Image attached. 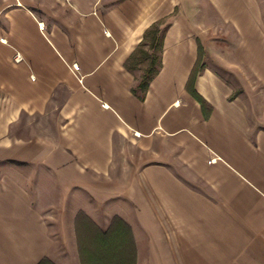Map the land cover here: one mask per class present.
<instances>
[{"label": "crops", "instance_id": "0c3cea01", "mask_svg": "<svg viewBox=\"0 0 264 264\" xmlns=\"http://www.w3.org/2000/svg\"><path fill=\"white\" fill-rule=\"evenodd\" d=\"M152 24L141 97L125 61ZM221 24L238 92L208 63ZM246 65L264 78V0H0V264H76L83 218L125 223L136 264H264V91Z\"/></svg>", "mask_w": 264, "mask_h": 264}, {"label": "trees", "instance_id": "16d2710c", "mask_svg": "<svg viewBox=\"0 0 264 264\" xmlns=\"http://www.w3.org/2000/svg\"><path fill=\"white\" fill-rule=\"evenodd\" d=\"M147 39L150 40V47L157 50L161 48V36L159 35L157 24H152L149 28H147L143 40L135 51L129 55L127 61H125V66L127 68H132L131 61L135 58L137 52L146 56L149 55L148 50H144L142 48ZM198 46L199 51H201L202 48L200 43ZM159 65V56L151 55L150 62L136 85V88L140 91L141 97L149 85V80L156 73ZM197 71L198 68L195 66V68H193L192 76L189 79V86L192 85V81ZM136 88L134 90H136ZM190 89L193 97L197 99L204 108L206 106L205 100L194 89H192V87H190ZM118 221L119 222H117L113 228L107 231L97 230L95 248L88 249L79 245V256L82 264H136V248L134 241L131 240L130 229L125 225V223L120 220ZM37 264L50 263L46 258H44Z\"/></svg>", "mask_w": 264, "mask_h": 264}, {"label": "rangeland", "instance_id": "374dc122", "mask_svg": "<svg viewBox=\"0 0 264 264\" xmlns=\"http://www.w3.org/2000/svg\"><path fill=\"white\" fill-rule=\"evenodd\" d=\"M115 1H118V0H104V2L107 4L113 3ZM226 27H227L226 25L223 26L222 24L221 26H218V27L212 26V28L208 26V28H210L209 30L218 31V34H213L212 36H210L211 38L210 40L213 41L211 51H212V54L215 55L216 57L215 58L210 57L208 63H210L211 66H213L219 73H221L225 77V79L231 82L232 86L234 87V92H238L241 89V85L237 81L238 79L235 78L233 73L225 71L222 68L220 62L218 61L220 60V61H223L224 63H227L229 62L231 58H234V57L236 58L237 56L236 51L228 49L229 43H232V38H231V35L228 34ZM224 45L226 48L224 47ZM142 48L144 50H148L149 55L146 56V55L141 54L140 52L139 53L137 52L135 58L132 59L131 61L133 69L141 77L143 75L144 70L146 69L147 65L150 62L151 55H158V50L153 47H150L149 39L146 40V43L142 46ZM247 57L248 56L246 55V59ZM235 68L239 69V71L241 72L240 76L243 79L242 86H244L246 90H248L249 92L250 91L253 92V90L255 89H256L255 90L256 92L264 91V78H258L257 74H255L254 70L251 67H248L246 65L244 67L235 66ZM257 69L259 70V68ZM260 72L261 73L259 74L264 76V68L260 69ZM257 82L258 84L255 85V83ZM259 82L261 83V85H259ZM81 220L83 221H81L80 223L81 225L77 229V236L79 240H75L76 246H77L76 247L77 254H78V260L76 264H82L80 260V256H79V245H81L83 248H88V249L95 248L96 247V235H97V230H98L97 228L94 227L93 224L89 223L86 218L85 219L83 218ZM46 259L49 261L50 264L58 263L55 260H51L49 258H46ZM63 260H64L62 261L63 264H74L72 260H69V261L65 259ZM59 263H61V260L59 261Z\"/></svg>", "mask_w": 264, "mask_h": 264}, {"label": "built area", "instance_id": "2783aa9c", "mask_svg": "<svg viewBox=\"0 0 264 264\" xmlns=\"http://www.w3.org/2000/svg\"><path fill=\"white\" fill-rule=\"evenodd\" d=\"M20 59H21L20 54H19L18 52H16V53L14 54V56H13V60H14V61H19Z\"/></svg>", "mask_w": 264, "mask_h": 264}]
</instances>
